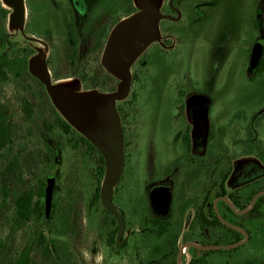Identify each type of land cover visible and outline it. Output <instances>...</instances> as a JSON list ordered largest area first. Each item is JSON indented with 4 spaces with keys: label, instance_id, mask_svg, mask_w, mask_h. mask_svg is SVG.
Here are the masks:
<instances>
[{
    "label": "rangeland",
    "instance_id": "1",
    "mask_svg": "<svg viewBox=\"0 0 264 264\" xmlns=\"http://www.w3.org/2000/svg\"><path fill=\"white\" fill-rule=\"evenodd\" d=\"M132 1L136 14L146 12L147 0ZM23 2L24 14L14 17L15 6L0 0V6L9 10L6 19L0 17V27L5 26L18 47L32 50L31 66L49 56L53 78L55 72L66 69L60 67L55 54L68 34L70 21L75 24L84 55L99 26L107 22L108 29L111 28L118 18L127 15L129 8L127 0H83L89 4L87 17L73 11V18L68 12L72 0ZM43 2L59 8L46 15L50 27L43 23L41 28V20H33L32 14L37 17V13L31 12L29 5L39 7ZM188 6V16L178 25L177 34L175 23H163L168 34L160 36L158 32L154 36L152 44L157 43L153 45L157 50L153 46L149 49L147 64L135 67L137 80L116 102L124 168L114 193L128 215L130 198L143 193L148 184L160 181L166 168L181 156V138L187 125L192 128L191 121L201 138L200 146L207 130L213 136L209 152L204 148L194 153L200 162L199 203L224 172L230 173L225 183L226 194L237 193L241 205L246 204L247 188L252 181L264 178V72L251 79L255 65L249 61L252 47H264V0H191ZM55 15L61 18L57 29L52 27ZM64 21L66 24L62 25ZM46 28L52 31L47 33ZM159 42L165 47L161 48ZM59 78L57 84L67 96L87 88L78 76ZM106 84L101 83L100 91L117 89L110 82ZM43 100L35 103V113L29 118L21 108L15 86L0 84V184L10 189L7 201L0 202V264H26L28 258L34 264H50L36 244L40 230L49 240H59L63 247L70 241L74 250H80L82 240L90 233L88 226L104 220L112 222L105 218L103 204L97 203L90 211L91 199L99 185L98 154L87 152L83 144L74 148L71 144L74 136L55 126L48 110L54 105L56 112L64 115L51 98ZM45 122L50 123L49 128ZM74 129L73 134L83 135ZM50 150L57 151V155H51ZM54 168H57L53 192L55 217L59 219L60 212L69 214V223L65 226L58 223L55 233H51L44 219L24 221L16 216L14 200L30 188L37 189ZM218 190L212 189L211 202L212 192ZM45 200L46 197L42 198ZM235 220L242 225L247 223L246 219L235 217ZM64 230L65 235L58 234ZM199 231L200 241L221 245L231 241L224 238L221 227ZM252 232L246 243L228 250H212L204 261L194 264H264V240L256 230ZM188 236L191 239L192 234ZM192 252L189 248L186 254ZM83 263L101 264V259L96 262L84 259Z\"/></svg>",
    "mask_w": 264,
    "mask_h": 264
},
{
    "label": "flooded vegetation",
    "instance_id": "2",
    "mask_svg": "<svg viewBox=\"0 0 264 264\" xmlns=\"http://www.w3.org/2000/svg\"><path fill=\"white\" fill-rule=\"evenodd\" d=\"M190 1L191 0H163L160 8V16L156 26L154 27L156 35L158 32L160 36H163V33L168 34V31L166 32L164 28V22L175 23V34H177V32L180 30L178 25L181 24L188 16V5ZM70 3L72 12L76 11L80 17H85L81 15L80 9L78 10L74 8V3H76V6L78 7L80 6L81 2ZM135 15L136 12L129 14L127 13V15L124 17L118 18L116 23L112 25L111 28L108 29V24L106 22L101 24L97 30L99 33L101 29L105 28L106 32H108V37L100 56V64L103 66L106 72L115 76V79L111 77V85H115L117 89L123 82L124 78L114 73L109 67L106 66V64H110L112 68H116L115 66H118L121 57L117 56L116 54H110L107 56V46L109 44L111 34L116 26L121 22L133 19ZM71 17L75 18V15H71ZM202 17L205 16L203 15ZM57 18H60L59 15H55L53 17V19ZM153 45H157V43L152 44L151 40L130 64V86H132L133 82L137 80V74L134 71L135 67L140 66L141 68L147 64L149 58L148 52ZM159 45L161 48L165 47L163 42H159ZM153 47L157 50V46ZM260 49L261 46L258 45L256 47H252L251 49L249 61L255 66L264 53V51L259 52ZM121 56L123 57V54H121ZM48 60L49 56H47L45 60H40L39 62L32 64V66L30 65V69L31 71L32 67L36 69L41 61H45L50 72L52 83L54 85H58L57 82L61 79L59 77L69 74H60L59 77L53 78L51 74L52 69ZM73 75L78 76L83 82L82 78H80L81 76L77 74ZM93 90H98L96 93L99 94H110L114 92H104L100 91L102 89L98 87L93 88L89 86L83 92H93ZM66 120L68 121L67 118ZM191 125V129H189L190 127L187 125V128L185 129L186 132L181 138V141L184 143H182L181 156L175 158L171 167L166 168L165 176L160 181L150 185L148 184L149 186H146L143 193H138L135 197L130 198L129 204L131 206V211L129 215L122 207L119 197H116L115 193L113 194L114 205L125 220V227L121 237H119L120 226L117 218L111 213H105V218H109L112 222H104V220L103 222L99 223V225L92 223V225L88 226V232L90 233H87L86 239L82 240V243L80 244V250H74L70 241L68 244H65L64 247L67 264H84V259H89L96 262L98 261L99 257L101 259V264H134L135 262L145 264H179V262L186 261H189L190 264H194L205 260L208 254L201 253V250L204 249L189 245L190 243L201 246L216 245L214 243H207L198 240L200 236L199 230H201L198 192L200 162L199 158L195 156L194 153H199L200 151L204 150V148L209 152V147L212 142V139L210 140V138L213 136L211 134L212 132H208L207 130L204 140H202V144L200 146L198 143L200 137L199 134L197 135L195 125L192 121ZM73 127L75 126L73 125ZM190 189L191 194L189 196ZM212 198L214 210H208L212 219L214 218V214H217L220 220L221 217L225 220V218L222 216V213H230L229 208L225 206L223 208L218 207L221 202H226L229 207L233 209V207L226 200H224V198H227L235 207H237L231 199L230 194L217 195V192H212ZM238 211L241 212H236L239 215H243L245 213H242L245 211V209ZM222 223L227 227L233 228L234 230L243 234V232L237 228L231 227L224 222ZM232 225L247 231V229L242 225ZM210 227L214 228L213 226L209 225L208 228ZM221 228L223 230L222 233L224 238L230 236L228 233L229 231L226 228ZM189 234H192L191 239H189ZM92 235H94V238ZM245 238L246 237L244 235V238H241L239 241H242ZM249 240L250 234L247 238V241ZM220 246L225 245L220 244ZM189 248L193 250L191 255L186 254L187 249Z\"/></svg>",
    "mask_w": 264,
    "mask_h": 264
},
{
    "label": "trees",
    "instance_id": "3",
    "mask_svg": "<svg viewBox=\"0 0 264 264\" xmlns=\"http://www.w3.org/2000/svg\"><path fill=\"white\" fill-rule=\"evenodd\" d=\"M72 2H81L80 6H76L74 3L75 9L81 10V15L87 17L89 4L83 2V0H72ZM31 4V0H28V4ZM46 3L43 2L39 7L35 5H29L31 12H36L37 17H32L35 19H39V26L41 28L44 26L43 23L46 24V27H50V20L46 18V15L51 14L53 10H57L59 6L49 5L46 6ZM125 4L129 7L127 13H135L137 12L136 7L132 0H127ZM36 7V9H35ZM70 10V11H69ZM68 12L73 15L71 11V7ZM77 10V11H78ZM9 14V10L0 6V17L2 19H6ZM44 20V21H43ZM61 21V18H57L54 20L52 27L57 29V23ZM66 24L64 23L62 25ZM70 29L68 34H66V38L63 41L60 48H56L57 54L56 57L59 60L60 67L64 69L60 72H55V77H59L60 74H79L83 80V82L88 87H100L101 83L107 85L106 83L110 82L111 85V75L105 71L103 66L100 64V56L104 49V45L106 43V39L108 37V32L103 28L101 31L95 32L91 44L87 45L85 48L84 55H82L81 47L79 46V36L77 29L75 27L74 22L70 21ZM46 32L50 33L52 31L49 28ZM64 29V26H62ZM51 37V36H47ZM56 53V51H55ZM32 55V50L28 48H20L17 43H13L10 39V35L7 32L4 25L0 27V84H13L17 90V97L20 101L21 108L27 115V117L31 118L35 113V103H38L44 100H50V96L46 90L44 84H42L39 79H37L31 69H30V61L29 57ZM264 72V53L259 62L256 64L254 68L253 74L250 76L251 79H255L257 76L261 75ZM112 88H116V86H112ZM45 96V97H44ZM46 98V99H45ZM43 100V101H44ZM52 103V102H51ZM48 113L53 117V124L64 131V133L72 134L74 139L71 141V144L74 148H78L80 145H85L87 147V152H96L98 154L99 160V178H98V186L93 194L91 199L90 208L95 207L97 203H101V183L105 176V159L100 151L91 143L85 135L79 134L76 136L72 132H75L73 125L68 122L60 113L56 112V108L53 105ZM47 128H49L50 123L45 122ZM76 136V137H75ZM51 155H57V151L50 150ZM51 160L52 158H47ZM51 162V161H50ZM229 171L221 174L220 180H216L213 182L212 186L206 190L205 195L203 196V200L200 203V226L201 229L207 228L209 225L213 227H224L226 228L230 234L227 238H231V241L226 244H233L236 241L241 240L242 234L233 228L227 227L222 221L219 219L217 214H214V218H211V214L209 215V211H213L214 205L210 200V193L212 189L218 187L217 195L222 194L226 195L225 183L229 178ZM23 180V179H20ZM46 187L47 180H44L40 183V186L37 189L30 188L27 191L19 194L14 200V211L16 216L21 218L24 221H31L36 218L38 221L44 219L50 225V232L55 233L57 229V224H62L65 226L67 222L69 223V214L67 212V216L64 212H60L59 219L55 217V213L57 214V206L55 202L52 203L51 213H47L46 209V200L42 201V198L46 197ZM264 190V178L252 181V184L249 188H247L246 192V204L241 205L238 201L239 196L236 193L230 194L231 199L236 204L237 208L242 207L241 209H246L250 204L254 196L260 191ZM246 191V190H245ZM10 195L9 187L0 184V202H6ZM237 195V196H236ZM227 207L230 209V213H222L223 217L227 219L230 223L235 225H242L238 221L235 220V217L246 219V225H242L250 234V238H252V231L256 230L255 233L260 235V238L264 240V195L258 197L254 205L247 211L246 214L239 215L234 212L233 209L229 207L226 202H222L221 208ZM105 212L110 214V212L104 208ZM258 223V224H257ZM66 230L58 232L59 235H65ZM36 244L38 248L42 251L43 259L46 261H50V264H67V259L65 256V248L62 244H59V240H49L48 237L44 234V231L40 230L37 234ZM216 245H220L222 243L216 242ZM1 247V246H0ZM211 250H201V253L208 254ZM26 264H34L31 258H28Z\"/></svg>",
    "mask_w": 264,
    "mask_h": 264
},
{
    "label": "water",
    "instance_id": "4",
    "mask_svg": "<svg viewBox=\"0 0 264 264\" xmlns=\"http://www.w3.org/2000/svg\"><path fill=\"white\" fill-rule=\"evenodd\" d=\"M146 12L136 14L133 19L119 23L111 34L107 46V56L110 54L121 57L116 68L106 64L114 73L124 78L118 89L110 94H99L96 92H82L65 95L61 86L54 85L45 61H41L32 73L47 88L54 104L59 108L68 121L81 131L88 140L100 151L105 159V176L101 187V202L103 206L113 214L120 226L119 237L125 227V220L119 213L113 202L114 187L121 178L124 168V151L120 123L118 119L116 102L122 98L130 88L131 73L130 64L136 56L153 40L156 35L154 27L160 16V8L163 0H147ZM15 6L14 17H19L25 12L23 0H7ZM123 54V57L121 56ZM57 168H54L47 177L46 202L49 215L53 192L56 184ZM264 195V190L257 193L244 212H247L256 202L258 197ZM237 213H241L227 198H224ZM222 222L235 227L245 235V239L231 245H209L201 246L190 243L189 245L204 250L232 249L244 244L249 236L244 229L236 227L221 217ZM180 264V262H179Z\"/></svg>",
    "mask_w": 264,
    "mask_h": 264
},
{
    "label": "crops",
    "instance_id": "5",
    "mask_svg": "<svg viewBox=\"0 0 264 264\" xmlns=\"http://www.w3.org/2000/svg\"><path fill=\"white\" fill-rule=\"evenodd\" d=\"M255 27H256V26H255ZM256 46H257V45H256ZM256 46H255V47H256ZM263 51H264V47H263V50H262V52H263ZM249 56H250V53H249ZM254 68H255V67H254ZM251 75H252V74H251Z\"/></svg>",
    "mask_w": 264,
    "mask_h": 264
}]
</instances>
